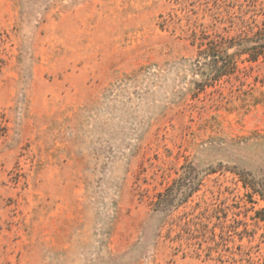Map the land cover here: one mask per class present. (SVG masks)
I'll return each mask as SVG.
<instances>
[{"label":"rangeland","instance_id":"1","mask_svg":"<svg viewBox=\"0 0 264 264\" xmlns=\"http://www.w3.org/2000/svg\"><path fill=\"white\" fill-rule=\"evenodd\" d=\"M251 23L264 0H0V264H264V57L211 83L191 43Z\"/></svg>","mask_w":264,"mask_h":264},{"label":"trees","instance_id":"2","mask_svg":"<svg viewBox=\"0 0 264 264\" xmlns=\"http://www.w3.org/2000/svg\"><path fill=\"white\" fill-rule=\"evenodd\" d=\"M238 29L239 31L236 35L221 36L218 39H210L206 35L197 37L195 31H191L193 36L192 45L196 46L199 54L207 56L213 68V74L208 78L209 82L216 83L222 77L231 76L233 70H235L233 58L222 50L235 48L239 54L246 55L248 61L251 62L264 57V24L261 27L254 23L240 24ZM250 33L252 34L251 37H249ZM256 37H259V39H255ZM220 51L222 54H220Z\"/></svg>","mask_w":264,"mask_h":264}]
</instances>
